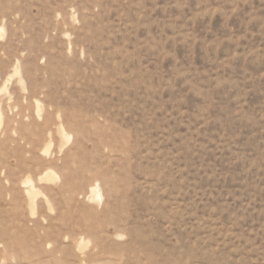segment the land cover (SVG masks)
<instances>
[{"label":"rangeland","instance_id":"obj_1","mask_svg":"<svg viewBox=\"0 0 264 264\" xmlns=\"http://www.w3.org/2000/svg\"><path fill=\"white\" fill-rule=\"evenodd\" d=\"M0 264H264V0H0Z\"/></svg>","mask_w":264,"mask_h":264}]
</instances>
